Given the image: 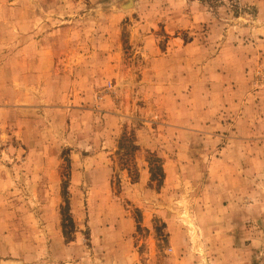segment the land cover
Wrapping results in <instances>:
<instances>
[{
	"label": "rangeland",
	"instance_id": "1",
	"mask_svg": "<svg viewBox=\"0 0 264 264\" xmlns=\"http://www.w3.org/2000/svg\"><path fill=\"white\" fill-rule=\"evenodd\" d=\"M0 264H264V0H0Z\"/></svg>",
	"mask_w": 264,
	"mask_h": 264
},
{
	"label": "crops",
	"instance_id": "2",
	"mask_svg": "<svg viewBox=\"0 0 264 264\" xmlns=\"http://www.w3.org/2000/svg\"><path fill=\"white\" fill-rule=\"evenodd\" d=\"M226 194L227 195H235V194H232L230 191H227ZM228 202L230 203L231 201L229 200ZM236 202L234 204L232 201L229 204V206L227 208H225L224 211H222L225 214H226V212H228L229 209H230V211H232V212L227 213V216H226V222L227 223L222 224V225H225V226H223L224 230L222 229V230L216 232V230L210 229L206 232L207 236H208V234H210L212 242H216L217 241L216 235L217 236L220 235V236H223L226 238L227 244H236L238 246L240 244H248V242H246V241H249L250 244H252L250 247H252V246H254L253 244H258V242L256 241L255 238L252 237L251 231L246 230L245 224L247 221H250V220L253 221L254 219H256V217H259L261 215V212L259 213V211H257V214H255L253 208H249V207L245 208V207L239 205L238 203L236 204ZM222 208H223V206H222ZM234 210H236V211H234ZM245 211H246V213L250 212L251 213L250 216H248L245 213ZM230 215H233L232 218L230 217ZM229 218H231L230 223H229ZM241 247H243V246H241ZM247 250H249V249L244 247V251H247Z\"/></svg>",
	"mask_w": 264,
	"mask_h": 264
}]
</instances>
